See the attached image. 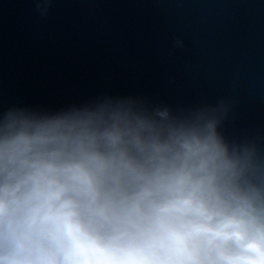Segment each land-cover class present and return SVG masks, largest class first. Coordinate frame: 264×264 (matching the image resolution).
Masks as SVG:
<instances>
[{
    "label": "clouds",
    "instance_id": "clouds-1",
    "mask_svg": "<svg viewBox=\"0 0 264 264\" xmlns=\"http://www.w3.org/2000/svg\"><path fill=\"white\" fill-rule=\"evenodd\" d=\"M229 111L0 116V264H264V154L225 137Z\"/></svg>",
    "mask_w": 264,
    "mask_h": 264
},
{
    "label": "water",
    "instance_id": "water-1",
    "mask_svg": "<svg viewBox=\"0 0 264 264\" xmlns=\"http://www.w3.org/2000/svg\"><path fill=\"white\" fill-rule=\"evenodd\" d=\"M105 97L227 103L222 133L264 154V0H0V116Z\"/></svg>",
    "mask_w": 264,
    "mask_h": 264
}]
</instances>
